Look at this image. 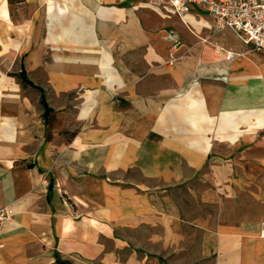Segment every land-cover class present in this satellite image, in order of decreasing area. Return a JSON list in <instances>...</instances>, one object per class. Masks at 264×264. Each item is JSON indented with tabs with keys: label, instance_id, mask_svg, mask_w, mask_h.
I'll return each instance as SVG.
<instances>
[{
	"label": "crops",
	"instance_id": "crops-1",
	"mask_svg": "<svg viewBox=\"0 0 264 264\" xmlns=\"http://www.w3.org/2000/svg\"><path fill=\"white\" fill-rule=\"evenodd\" d=\"M154 1L0 0V264H264V47Z\"/></svg>",
	"mask_w": 264,
	"mask_h": 264
},
{
	"label": "built area",
	"instance_id": "built-area-1",
	"mask_svg": "<svg viewBox=\"0 0 264 264\" xmlns=\"http://www.w3.org/2000/svg\"><path fill=\"white\" fill-rule=\"evenodd\" d=\"M163 1L178 14L188 11L191 4L198 5L213 17L216 28L231 27L242 34L246 44L264 47V0H156L151 6L160 7ZM8 217V211L0 209V230ZM260 235L264 236V219Z\"/></svg>",
	"mask_w": 264,
	"mask_h": 264
},
{
	"label": "trees",
	"instance_id": "trees-1",
	"mask_svg": "<svg viewBox=\"0 0 264 264\" xmlns=\"http://www.w3.org/2000/svg\"><path fill=\"white\" fill-rule=\"evenodd\" d=\"M42 103H43L44 107H45L46 110H47V106L45 105V101H44L43 97H42Z\"/></svg>",
	"mask_w": 264,
	"mask_h": 264
}]
</instances>
